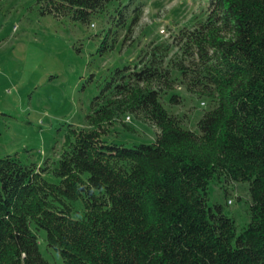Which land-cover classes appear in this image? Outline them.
<instances>
[{
    "label": "trees",
    "instance_id": "obj_1",
    "mask_svg": "<svg viewBox=\"0 0 264 264\" xmlns=\"http://www.w3.org/2000/svg\"><path fill=\"white\" fill-rule=\"evenodd\" d=\"M113 1V25L129 20L131 32L142 14L133 0H45L44 9L86 24ZM205 9L138 65L115 70L89 104L88 128L68 130L56 165L0 159V264H49L31 227L62 264H264V0H209ZM170 48L178 58L165 61ZM175 85L211 107L198 133L160 103ZM128 115L158 130L152 144H105ZM214 179L248 183L250 222L239 234L207 203Z\"/></svg>",
    "mask_w": 264,
    "mask_h": 264
},
{
    "label": "rangeland",
    "instance_id": "obj_2",
    "mask_svg": "<svg viewBox=\"0 0 264 264\" xmlns=\"http://www.w3.org/2000/svg\"><path fill=\"white\" fill-rule=\"evenodd\" d=\"M208 1L133 0L142 14L128 32L129 20L124 28L113 25L116 1L83 24L47 12L45 0H0V159L10 156L25 166L56 165L66 149L68 130L88 128L89 104L115 70L138 65L152 44L168 42L179 29L202 21ZM165 55V61L178 58L175 48ZM182 87L175 85L160 103L168 113L181 117L182 129L198 133L197 122L211 107ZM172 95L180 97L177 105L168 103ZM109 128L102 136L105 144L125 147L152 144L158 133L141 117L130 115ZM44 174L50 184L59 182L51 172ZM248 191L247 182L215 179L207 188L209 207L221 206L237 234L250 222ZM31 228L41 256L49 264H62L61 257L47 247L45 231Z\"/></svg>",
    "mask_w": 264,
    "mask_h": 264
},
{
    "label": "built area",
    "instance_id": "obj_3",
    "mask_svg": "<svg viewBox=\"0 0 264 264\" xmlns=\"http://www.w3.org/2000/svg\"><path fill=\"white\" fill-rule=\"evenodd\" d=\"M129 119V118H128Z\"/></svg>",
    "mask_w": 264,
    "mask_h": 264
}]
</instances>
